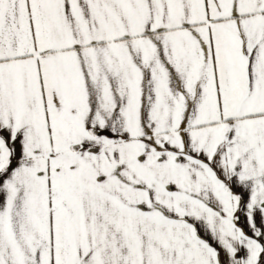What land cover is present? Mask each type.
Returning <instances> with one entry per match:
<instances>
[{
	"label": "snow or ice",
	"instance_id": "obj_1",
	"mask_svg": "<svg viewBox=\"0 0 264 264\" xmlns=\"http://www.w3.org/2000/svg\"><path fill=\"white\" fill-rule=\"evenodd\" d=\"M0 264H264V0H0Z\"/></svg>",
	"mask_w": 264,
	"mask_h": 264
}]
</instances>
